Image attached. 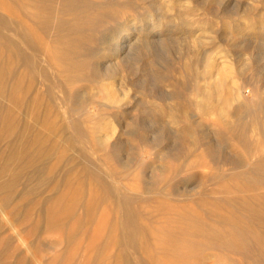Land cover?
Listing matches in <instances>:
<instances>
[{"label": "rangeland", "instance_id": "374dc122", "mask_svg": "<svg viewBox=\"0 0 264 264\" xmlns=\"http://www.w3.org/2000/svg\"><path fill=\"white\" fill-rule=\"evenodd\" d=\"M97 1L103 9L91 14L106 13L104 32L155 11L152 0ZM175 5L166 16L177 40L141 51L113 78L94 76L92 64L68 72V62L67 75L50 69L40 29L39 49L23 44L18 57L15 18L3 15L0 264H264V172L247 182L238 168L264 154V0ZM202 31L210 59L196 54L205 78L184 90L192 79L177 71L193 50L184 37ZM204 83L219 100L207 112L190 101ZM167 91L180 92L182 108L200 118L170 120V103L153 97ZM245 103L253 117L234 116ZM248 204L261 213H247Z\"/></svg>", "mask_w": 264, "mask_h": 264}, {"label": "bare ground", "instance_id": "6f19581e", "mask_svg": "<svg viewBox=\"0 0 264 264\" xmlns=\"http://www.w3.org/2000/svg\"><path fill=\"white\" fill-rule=\"evenodd\" d=\"M82 1L83 3H79L78 0H0V11H1L0 32H1V26H3V23L5 22L4 17L5 16L9 17V13L10 14L12 13V15L15 18L14 33L19 34L18 37L19 41H16L15 44L13 45L14 50L18 55V57L21 58L22 55L24 54L22 49L23 44H28L31 52L33 51L35 52L36 50L39 49L41 45L38 40L37 31L38 29H40V31H42V33L50 40V47H48V51L52 58H49V62L47 63L50 69L67 75L66 74L67 69L62 67L68 64V62H72L68 72H72L77 67H81V68L88 67V65L92 64L91 67L93 70L91 72L94 74V76L108 75L109 78L110 77L113 78L115 75L119 73V71L123 67L122 64H124L129 60L138 58L141 51L146 50L148 53H150L152 50L163 51L164 44L169 42L173 38V36H175L174 34H176L175 29L177 26H175V24H172L171 21H169L170 20L169 17L166 16L167 12L176 9L174 7V5L176 4L175 3L176 0H163V3L161 2V0H152L150 2L153 6L151 7H153L155 11H151V12L146 11L147 13L144 15V22H142L141 24H134L133 22L130 23L125 22L123 27L118 28L116 30L110 29L109 27V31L106 32H104L105 29L103 27V24H105V22L107 21V19L105 18L106 13L93 12L94 14L93 13L91 14V12L95 11L96 8H98L99 6L100 9H103L101 8L103 2L100 3L97 0H82ZM177 1H181L178 2L176 5H180V7L182 6L183 7L182 9H187L190 6V0H177ZM25 18L27 19V21L28 20L30 21V25H31L30 27H28L26 24L23 23ZM24 30L30 33L29 39L24 40V36H23ZM184 38H185L184 41H187L191 44L193 50L185 51L183 53L182 59L184 61L182 63L184 64L180 67V70L179 67H178V71L176 68V71L180 72L181 77L182 75H184V77L190 75L192 79L191 83L185 84L183 86V89L186 90L189 87H191L190 85L193 84L194 76L199 77L201 79L205 78V76L203 75H205L206 72L203 69L205 67L203 64L207 63L208 59H210L209 58L210 56L209 54L206 53L205 49H203L205 48L203 45L206 39V35L204 32L200 37L191 36L189 38L188 37H184ZM173 40H175V38H173ZM168 44L170 43H167V46ZM199 52L202 53L203 64H201L199 62L200 59L198 60L197 58V54ZM95 56L96 59L94 60ZM90 58H92V63L89 61ZM201 66L202 68L199 70ZM219 77H221V75ZM180 79L182 80L184 78H180ZM190 80H188V83ZM213 89L215 90L214 94L218 95L219 87L215 85L213 86ZM179 93L180 92L177 91H169V92L167 91L164 94L160 92L159 95L153 97L165 100L167 103H170L169 108H171V111L167 114V117L170 120L176 122L182 119H187L189 121L195 122L196 119L200 118L198 117L199 114L196 111L193 110L187 111L182 108V104H180V102L178 101L181 98L182 94ZM107 94L108 95L106 97L110 101L113 100L116 101V99H118L113 95L110 96L108 92ZM259 98H260L258 99L259 106L257 104V108H259L258 110H264V92L260 94ZM74 100L75 101L73 100L70 101H73V104L79 103L78 99L77 100L74 99ZM235 100L237 99L235 98ZM190 101L191 102L194 101V103L198 106L199 109L206 112L207 110L209 111L212 107H215L216 104L219 102L218 98H213V91L211 90L210 85L208 83L207 84L204 83L203 86L200 87L198 91V98H193ZM176 107H179V109ZM172 109L175 111H173ZM231 112L234 116H244L245 114L246 118L252 114V116L250 117L252 118L255 110L253 111V108L250 109L247 104L246 105L238 104V106L235 107V109H233V111ZM224 118L227 119L226 117ZM251 121H255V119ZM245 132H246L245 128H242L240 130L241 133L240 136L244 142H246V135H244ZM189 135L192 138L194 136L192 132L189 133ZM193 139L196 140L195 138ZM257 145L260 147L264 146V140L260 139ZM263 163H264V154L258 155V157L253 161L251 165L247 158L240 159L238 168L240 170V175L242 179L248 182L250 181V177L253 174L259 175L260 172L263 173L264 172ZM262 201H264V195ZM245 207H246L245 209H247L246 210L247 213L249 209H252L256 214L261 213L259 210H257L256 207L252 205L248 204ZM261 218L264 219V213H261ZM241 233L242 232H240V234ZM243 239L245 241V237H243L242 240Z\"/></svg>", "mask_w": 264, "mask_h": 264}]
</instances>
